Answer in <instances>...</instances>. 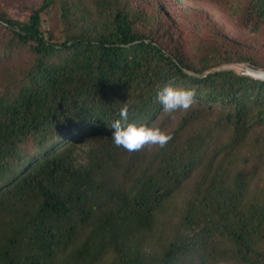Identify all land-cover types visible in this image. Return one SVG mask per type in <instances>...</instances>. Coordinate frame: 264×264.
I'll return each instance as SVG.
<instances>
[{
  "label": "trees",
  "instance_id": "trees-1",
  "mask_svg": "<svg viewBox=\"0 0 264 264\" xmlns=\"http://www.w3.org/2000/svg\"><path fill=\"white\" fill-rule=\"evenodd\" d=\"M189 3L41 0L21 19L0 2V264H264V79L217 69H264V0L237 1L233 35L207 21L185 47L165 17L203 9ZM166 84L194 91L190 109L163 110ZM124 104L168 144L115 146Z\"/></svg>",
  "mask_w": 264,
  "mask_h": 264
},
{
  "label": "rangeland",
  "instance_id": "rangeland-1",
  "mask_svg": "<svg viewBox=\"0 0 264 264\" xmlns=\"http://www.w3.org/2000/svg\"><path fill=\"white\" fill-rule=\"evenodd\" d=\"M41 0H0V2L7 8L9 13L15 17L26 19L31 7L36 6ZM237 1L243 2V0H190V5H197L203 9L191 10L190 15L183 14L178 8L168 5L170 13L165 17V22L168 24L169 29L174 31L176 28L180 29L181 37H179L180 46H185L189 41H197L202 30L198 32L197 26L203 27L207 21H212L220 30L224 31L225 34L233 35L237 29V19L235 13L232 12L233 7L237 5ZM232 5V8L229 5ZM46 23V22H45ZM203 29V28H202ZM176 34L173 32H165L160 34V41L167 43V46H171L176 41ZM264 132V128L260 130ZM264 166V165H263ZM259 175V181L264 183V169L261 167ZM181 204L180 201L175 197L173 202L167 204L165 210L161 212V215L156 217V220L151 233L142 240L143 247L148 250L158 248L160 243H163L172 229L171 224L173 222V215L178 211L177 207ZM112 256H105L101 264H107ZM190 264H200L193 262ZM210 264H234L225 260Z\"/></svg>",
  "mask_w": 264,
  "mask_h": 264
},
{
  "label": "clouds",
  "instance_id": "clouds-1",
  "mask_svg": "<svg viewBox=\"0 0 264 264\" xmlns=\"http://www.w3.org/2000/svg\"><path fill=\"white\" fill-rule=\"evenodd\" d=\"M195 93L192 90L173 87L166 84L157 93V100L163 110L169 114L177 111H187L194 103ZM129 106L124 104L119 110V118L111 124V139L115 146L122 147L128 152L142 150L145 146L164 148L172 139L169 133L159 127L143 123L129 122Z\"/></svg>",
  "mask_w": 264,
  "mask_h": 264
},
{
  "label": "water",
  "instance_id": "water-1",
  "mask_svg": "<svg viewBox=\"0 0 264 264\" xmlns=\"http://www.w3.org/2000/svg\"><path fill=\"white\" fill-rule=\"evenodd\" d=\"M223 67L236 68L239 70L241 74L248 75L254 78L264 79V69L257 68L248 63H244V62L226 63L218 66L217 69Z\"/></svg>",
  "mask_w": 264,
  "mask_h": 264
}]
</instances>
